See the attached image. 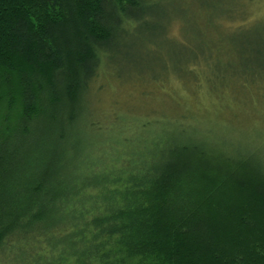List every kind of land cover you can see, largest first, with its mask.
Instances as JSON below:
<instances>
[{
  "label": "trees",
  "instance_id": "16d2710c",
  "mask_svg": "<svg viewBox=\"0 0 264 264\" xmlns=\"http://www.w3.org/2000/svg\"><path fill=\"white\" fill-rule=\"evenodd\" d=\"M155 4L0 0V264H264L254 152L165 128L137 81L90 120L109 81L126 89L109 76L111 53ZM200 62L172 74L192 85ZM240 81L221 89L257 86ZM129 119L139 136L163 132L131 139Z\"/></svg>",
  "mask_w": 264,
  "mask_h": 264
},
{
  "label": "rangeland",
  "instance_id": "374dc122",
  "mask_svg": "<svg viewBox=\"0 0 264 264\" xmlns=\"http://www.w3.org/2000/svg\"><path fill=\"white\" fill-rule=\"evenodd\" d=\"M155 10L138 33L116 42L109 76L125 82L126 89L109 81L107 100L93 103L90 120L111 114L115 109L108 102L117 99L121 105L130 92L137 94L139 85L127 87L137 81L149 89L145 102L156 110L152 117L164 120L165 128L217 139L226 149L242 147L264 161V0H156ZM195 58L201 62L190 67L194 84L172 74L183 71ZM142 79L161 81L142 84ZM241 79L257 86L245 87L239 96L232 92L234 88L221 89L229 80L238 87ZM116 93L121 95L110 96ZM125 124L124 134L135 140L163 132L156 128L139 136L135 119Z\"/></svg>",
  "mask_w": 264,
  "mask_h": 264
}]
</instances>
